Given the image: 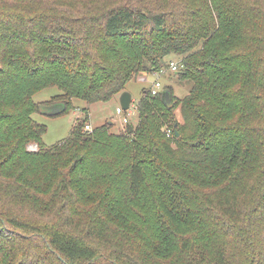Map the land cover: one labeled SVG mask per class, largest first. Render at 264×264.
I'll list each match as a JSON object with an SVG mask.
<instances>
[{
  "label": "trees",
  "instance_id": "16d2710c",
  "mask_svg": "<svg viewBox=\"0 0 264 264\" xmlns=\"http://www.w3.org/2000/svg\"><path fill=\"white\" fill-rule=\"evenodd\" d=\"M170 53L192 82L174 145L166 86L132 137L85 115L44 146L34 112L108 101ZM0 264H264V0H0Z\"/></svg>",
  "mask_w": 264,
  "mask_h": 264
},
{
  "label": "rangeland",
  "instance_id": "374dc122",
  "mask_svg": "<svg viewBox=\"0 0 264 264\" xmlns=\"http://www.w3.org/2000/svg\"><path fill=\"white\" fill-rule=\"evenodd\" d=\"M181 57V55L170 53L164 57L165 66L162 67L161 70L152 73L141 72L137 76L131 78L125 86V90L130 93L131 97L129 108L126 109V111L120 113L116 111L117 107H121L119 93L114 95L108 101L95 102L92 104H86L83 100L74 98L72 100L74 105L73 109L57 116H49L41 112H34L32 114L34 120L45 124L47 127L46 132L42 137L44 146L53 145L56 142L67 138L71 131L72 125L78 122L80 117L85 115H87V118L83 125L86 123L89 124L92 130L99 125H102L108 121H112V124L110 125V132H121L126 135L127 126H135L138 123L139 117L136 104L142 96L143 89L150 87L154 80H158L161 83V89L168 86L172 91L175 102V109H173L174 111L172 112V116L168 115L164 117L161 112H157V116L163 125L162 130L164 131L166 137L169 138L171 144L174 145L172 132L169 125L173 119L180 121L179 105L176 103L178 99L182 98L188 93L192 84L190 80H180L177 77V71H172L168 67L170 61H180ZM142 77H146V80H142ZM58 93L59 90L56 87H47L36 92L33 95V100L36 102L46 101ZM127 110H129V112ZM154 111H156L155 108ZM123 117L127 118V122L122 121ZM168 130L170 131L169 135L166 134ZM127 135L132 137L131 134ZM26 148L29 151H36L38 146L35 142H29Z\"/></svg>",
  "mask_w": 264,
  "mask_h": 264
},
{
  "label": "built area",
  "instance_id": "2783aa9c",
  "mask_svg": "<svg viewBox=\"0 0 264 264\" xmlns=\"http://www.w3.org/2000/svg\"><path fill=\"white\" fill-rule=\"evenodd\" d=\"M168 67L172 70V71H179L182 68V64L180 63V61H170L168 64ZM142 80H146V77H142ZM161 83L158 80H154L152 82V85L150 87H148V90L150 92L151 95H156L158 92H160L161 89ZM116 111L118 113L126 111L124 110L122 107H117ZM129 112V110H127ZM123 122H127V118L123 117L122 119ZM83 129L84 131H92V128L90 127L89 124H85L83 125ZM170 131H167V135H169Z\"/></svg>",
  "mask_w": 264,
  "mask_h": 264
},
{
  "label": "water",
  "instance_id": "95a60500",
  "mask_svg": "<svg viewBox=\"0 0 264 264\" xmlns=\"http://www.w3.org/2000/svg\"><path fill=\"white\" fill-rule=\"evenodd\" d=\"M170 96L171 95L169 92H167V91L163 92V97H164L166 103L169 105V107L172 106ZM119 100H120L121 107L124 110L128 109L129 105H130V100H131L130 93L126 90L122 91L120 93ZM42 113L47 114L49 116L56 115L57 113H59V107L58 106H51ZM108 124H112V121H108Z\"/></svg>",
  "mask_w": 264,
  "mask_h": 264
}]
</instances>
